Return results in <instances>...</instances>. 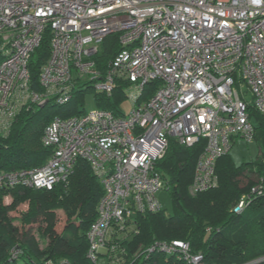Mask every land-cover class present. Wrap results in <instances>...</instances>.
<instances>
[{
    "label": "built area",
    "instance_id": "obj_1",
    "mask_svg": "<svg viewBox=\"0 0 264 264\" xmlns=\"http://www.w3.org/2000/svg\"><path fill=\"white\" fill-rule=\"evenodd\" d=\"M47 31L51 52L41 67L42 90H35L29 62ZM112 33H119L122 48L101 69L94 56ZM83 81L107 95L120 81L131 112L95 107L56 116L42 136L52 155L38 167L0 171V187L52 190L85 158L105 189L88 256L125 264L120 240L133 238L137 214L163 210L157 163L172 138L187 146L204 140L192 194L218 185L217 160L237 137L254 139L250 108L264 117V0H0V133L30 103L70 101ZM151 82L155 88L145 98ZM156 249L190 264L203 259L183 240L156 242L148 251Z\"/></svg>",
    "mask_w": 264,
    "mask_h": 264
},
{
    "label": "trees",
    "instance_id": "obj_2",
    "mask_svg": "<svg viewBox=\"0 0 264 264\" xmlns=\"http://www.w3.org/2000/svg\"><path fill=\"white\" fill-rule=\"evenodd\" d=\"M50 47L47 31L29 62L30 85L35 90H42L40 72L50 55ZM121 48L119 33L106 36L94 56L99 67L105 69ZM125 87L118 81L112 95H107L93 89L90 81H83L74 89L72 99L64 104L50 99L45 104L30 103L29 107H23L9 132L0 133V171L43 165L53 153V149L42 142L45 127L56 116L70 117L85 112V95L89 90L95 93L96 107L122 114L120 104L126 96ZM154 88L155 82L149 83L144 97L148 98ZM250 116L256 129L254 139L259 145L257 159L236 165L230 152L221 156L216 163L218 185L197 194L189 193V185L204 149V140L192 146L180 144L174 138L170 140L166 154L157 163V170L163 176L164 188L172 196L173 211L167 214L163 209L137 214L136 231L129 232L133 238L120 240V246L126 249L125 264H190L178 253L166 254L158 249L150 252L143 262L135 257L140 246L176 239L189 242L190 253H201V264H246L264 258V117L254 107L250 108ZM257 186L261 188L253 192V187ZM104 191L85 158H78L67 182L52 190L0 187V264H98L88 256V232L98 217V204ZM6 195L12 196L10 203H5ZM244 196L248 204L242 212H237L235 208ZM24 202L29 203L28 210L19 216L12 215ZM57 208L67 214L61 231L55 229ZM15 220L22 224H14ZM33 222L42 223L39 227L44 232L40 235L48 237L44 247H40L31 227H25ZM113 241L112 238L109 243ZM15 251H18L16 255ZM254 264H264V261Z\"/></svg>",
    "mask_w": 264,
    "mask_h": 264
},
{
    "label": "rangeland",
    "instance_id": "obj_3",
    "mask_svg": "<svg viewBox=\"0 0 264 264\" xmlns=\"http://www.w3.org/2000/svg\"><path fill=\"white\" fill-rule=\"evenodd\" d=\"M94 96H95V93L92 90H89L86 93L85 102H84V108L86 110H89V109L96 107ZM120 108H121V111L124 115H127L131 112V110L133 108V104H132V100L127 95L124 97V100L121 102ZM229 152H230V155H231L233 161L235 162V164L241 165L244 162H250V161L257 159V157L259 155V145H258V142L256 139L248 141L245 138L237 137L234 140V143H233ZM245 182H247V181L245 180ZM254 182H257V180H255ZM189 193L192 194L190 191H189ZM157 197L161 201V203L163 205V209L166 210V213L167 214L171 213L173 211V200H172V196H171L169 190H167L166 188L160 189L157 193ZM4 201H5V203H10L12 201V196L6 195L4 198ZM28 206H29V203L24 202L18 206L16 211H12L11 214L19 216L21 214V212L28 210ZM55 211H56L57 217H58V221H57L55 229L57 231H61L63 229L65 223H66L67 214H66L65 210L62 208H57ZM14 224L20 226L22 223L19 220H15ZM40 224H42V223H40V222L34 223L33 222V223L26 224L25 227H27V228L31 227V233H33L34 236L36 237V239L40 242V247H44V245H46V243L48 241V237L43 238L40 235L41 233L44 232L39 227ZM156 242H158V241H155L154 243H156ZM153 244H151L150 246H152ZM150 246H147V247L140 246L139 252H136L135 257L141 258L140 260L143 262L147 258L149 253L152 252V251H148V248ZM166 254H168V253H166ZM255 261H258V258L254 259V260H252L246 264H250V263H253ZM98 264H109L108 257L105 254H99L98 255Z\"/></svg>",
    "mask_w": 264,
    "mask_h": 264
},
{
    "label": "water",
    "instance_id": "obj_4",
    "mask_svg": "<svg viewBox=\"0 0 264 264\" xmlns=\"http://www.w3.org/2000/svg\"><path fill=\"white\" fill-rule=\"evenodd\" d=\"M262 261H264V259H262ZM257 262H261V260H260V261H257ZM257 262H256V263H257Z\"/></svg>",
    "mask_w": 264,
    "mask_h": 264
}]
</instances>
